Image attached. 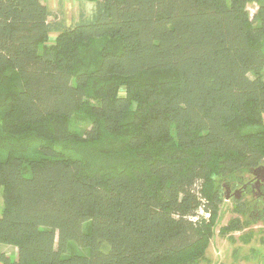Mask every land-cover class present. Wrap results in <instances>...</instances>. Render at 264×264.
Segmentation results:
<instances>
[{"label": "trees", "instance_id": "1", "mask_svg": "<svg viewBox=\"0 0 264 264\" xmlns=\"http://www.w3.org/2000/svg\"><path fill=\"white\" fill-rule=\"evenodd\" d=\"M87 1L0 0V264H197L264 164V0Z\"/></svg>", "mask_w": 264, "mask_h": 264}, {"label": "rangeland", "instance_id": "2", "mask_svg": "<svg viewBox=\"0 0 264 264\" xmlns=\"http://www.w3.org/2000/svg\"><path fill=\"white\" fill-rule=\"evenodd\" d=\"M45 3L53 13L50 19L57 17L56 19L64 22L66 26L77 22L81 15H84V18L91 16L95 5V2L87 0H45ZM255 9V5L248 7L250 13ZM54 39L55 34L51 33L48 42L50 43ZM249 179H253L252 174L249 175ZM249 200L250 195L246 194L245 201L249 202ZM232 205L231 197L228 200L224 199L215 233L205 249L203 260L197 264H264V221L261 219H256L242 228L230 232L228 235H231L234 240H231L228 235L223 236L217 233L218 228L225 225L231 217H239L241 222L251 219L241 213H233ZM259 214L261 212L257 213V215ZM245 237L249 238L248 241L245 240ZM0 251L11 255V257L16 256V247L10 244L0 243Z\"/></svg>", "mask_w": 264, "mask_h": 264}, {"label": "water", "instance_id": "3", "mask_svg": "<svg viewBox=\"0 0 264 264\" xmlns=\"http://www.w3.org/2000/svg\"><path fill=\"white\" fill-rule=\"evenodd\" d=\"M250 173L253 175V179L256 183L264 181V165H260L256 168H253ZM245 184H243L244 186ZM239 193V194H238ZM241 193V188H235L232 193L228 190L225 194V199L228 200L230 197L239 198Z\"/></svg>", "mask_w": 264, "mask_h": 264}, {"label": "flooded vegetation", "instance_id": "4", "mask_svg": "<svg viewBox=\"0 0 264 264\" xmlns=\"http://www.w3.org/2000/svg\"><path fill=\"white\" fill-rule=\"evenodd\" d=\"M253 181V182H252ZM245 185L243 186V184L241 185V186H238L239 188H241V193H240V196L239 197H241V195L243 194V193H246V191L249 189V187H253V188H255L254 186H256V187H258V186H264V181L262 182V181H260V182H258V183H256L255 181H254V179L253 180H251V181H249V184H247L246 182L244 183ZM237 187V188H238ZM235 189V188H234ZM234 189H232V190H234ZM232 190H231V192H232ZM239 194V193H238ZM232 198V197H231Z\"/></svg>", "mask_w": 264, "mask_h": 264}]
</instances>
